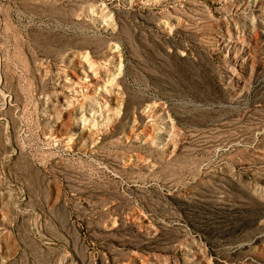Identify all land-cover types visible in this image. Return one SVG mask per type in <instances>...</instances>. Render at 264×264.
<instances>
[{
	"label": "rangeland",
	"instance_id": "obj_1",
	"mask_svg": "<svg viewBox=\"0 0 264 264\" xmlns=\"http://www.w3.org/2000/svg\"><path fill=\"white\" fill-rule=\"evenodd\" d=\"M0 264H264V0H0Z\"/></svg>",
	"mask_w": 264,
	"mask_h": 264
}]
</instances>
